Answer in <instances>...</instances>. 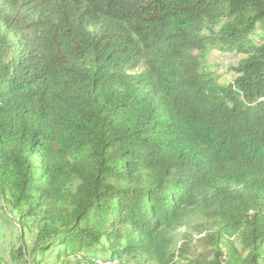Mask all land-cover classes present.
I'll use <instances>...</instances> for the list:
<instances>
[{
  "label": "trees",
  "instance_id": "16d2710c",
  "mask_svg": "<svg viewBox=\"0 0 264 264\" xmlns=\"http://www.w3.org/2000/svg\"><path fill=\"white\" fill-rule=\"evenodd\" d=\"M259 28L264 0H0V201L43 213L33 264H264ZM210 50L244 54L232 81Z\"/></svg>",
  "mask_w": 264,
  "mask_h": 264
},
{
  "label": "rangeland",
  "instance_id": "374dc122",
  "mask_svg": "<svg viewBox=\"0 0 264 264\" xmlns=\"http://www.w3.org/2000/svg\"><path fill=\"white\" fill-rule=\"evenodd\" d=\"M264 32L259 28L253 35L252 39L260 41ZM244 57L242 53L236 52H220L210 50L205 53L204 63L206 70L221 76V82L226 83L232 81L236 73L233 70ZM0 201V261L2 264H33L34 255L31 252L36 238V234L43 224V213L38 216L29 217L22 225L19 222L17 213L12 210L9 205L2 206ZM196 237V235H194ZM24 244L26 246L25 256L19 255L18 249ZM198 245H193V248ZM192 248V249H193ZM196 249V248H195ZM198 249V248H197ZM58 249L52 248L43 255L38 254L37 259H41L40 264H62L65 261L75 264L71 257L68 260L56 258ZM199 251V250H197ZM106 252L99 250L96 252L97 259L103 260ZM70 260V261H69ZM122 264H138L137 260L124 259ZM99 261V260H98Z\"/></svg>",
  "mask_w": 264,
  "mask_h": 264
},
{
  "label": "bare ground",
  "instance_id": "6f19581e",
  "mask_svg": "<svg viewBox=\"0 0 264 264\" xmlns=\"http://www.w3.org/2000/svg\"><path fill=\"white\" fill-rule=\"evenodd\" d=\"M97 264H120V260L117 258L113 260H101V262L97 260Z\"/></svg>",
  "mask_w": 264,
  "mask_h": 264
},
{
  "label": "built area",
  "instance_id": "2783aa9c",
  "mask_svg": "<svg viewBox=\"0 0 264 264\" xmlns=\"http://www.w3.org/2000/svg\"><path fill=\"white\" fill-rule=\"evenodd\" d=\"M99 261L101 262V259H99Z\"/></svg>",
  "mask_w": 264,
  "mask_h": 264
}]
</instances>
